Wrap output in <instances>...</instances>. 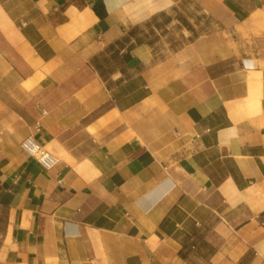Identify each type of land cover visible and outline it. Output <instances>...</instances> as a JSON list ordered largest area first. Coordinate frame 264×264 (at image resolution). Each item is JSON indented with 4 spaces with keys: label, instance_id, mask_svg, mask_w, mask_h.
Here are the masks:
<instances>
[{
    "label": "crops",
    "instance_id": "obj_1",
    "mask_svg": "<svg viewBox=\"0 0 264 264\" xmlns=\"http://www.w3.org/2000/svg\"><path fill=\"white\" fill-rule=\"evenodd\" d=\"M0 264H264V0H0Z\"/></svg>",
    "mask_w": 264,
    "mask_h": 264
},
{
    "label": "rangeland",
    "instance_id": "obj_2",
    "mask_svg": "<svg viewBox=\"0 0 264 264\" xmlns=\"http://www.w3.org/2000/svg\"><path fill=\"white\" fill-rule=\"evenodd\" d=\"M168 17L170 21H167ZM162 19L145 23L142 29L144 40L154 44L156 48L177 47L186 39L195 38L212 28L207 13L195 1L179 3L170 10V15Z\"/></svg>",
    "mask_w": 264,
    "mask_h": 264
},
{
    "label": "built area",
    "instance_id": "obj_3",
    "mask_svg": "<svg viewBox=\"0 0 264 264\" xmlns=\"http://www.w3.org/2000/svg\"><path fill=\"white\" fill-rule=\"evenodd\" d=\"M22 148L33 155L45 168H53L59 161V158L44 145L38 142L33 136L26 137L22 143Z\"/></svg>",
    "mask_w": 264,
    "mask_h": 264
}]
</instances>
